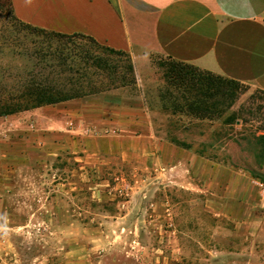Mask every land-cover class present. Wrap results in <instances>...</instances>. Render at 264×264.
<instances>
[{
	"label": "rangeland",
	"instance_id": "1",
	"mask_svg": "<svg viewBox=\"0 0 264 264\" xmlns=\"http://www.w3.org/2000/svg\"><path fill=\"white\" fill-rule=\"evenodd\" d=\"M84 54L106 58L118 76L88 67ZM161 61L167 59L153 58L157 79L149 85L141 88L136 79L119 87L127 56L110 55L85 38L66 40L27 28L15 20L10 2L0 0V97L16 96L31 83L69 90L70 78L87 75L102 80L105 90L86 97L120 90L107 99L121 103L142 96L163 143L149 154L141 130H127L131 118L122 117L107 130L50 129L67 134L65 146L55 140L48 144L52 153L41 159L22 156L15 143L3 144L0 264H264V154L255 140L264 134V95L251 86L227 112L244 119L241 125L196 120L175 111L178 92L166 83ZM49 106L40 107V118L57 115V107ZM123 139L132 154L99 151ZM204 150V156L197 153ZM211 164L241 174L210 176ZM238 188L247 190L243 203L231 197L237 198ZM207 190L220 213L208 206Z\"/></svg>",
	"mask_w": 264,
	"mask_h": 264
},
{
	"label": "crops",
	"instance_id": "2",
	"mask_svg": "<svg viewBox=\"0 0 264 264\" xmlns=\"http://www.w3.org/2000/svg\"><path fill=\"white\" fill-rule=\"evenodd\" d=\"M8 1L13 16L23 24L64 35H85L101 45L127 52L141 88L157 79L153 58H172L264 91V0ZM115 93L120 94V90L56 104V116L40 118L42 108H36L1 117L0 149L3 144L15 143L21 147L22 156L41 159L52 153L48 144H54L55 140L57 145L65 146L67 134L50 132V129L57 126L56 129L79 133L80 128L99 125L107 130L125 117L131 118L133 124L129 127L126 121L125 128L141 130L138 137L147 140L149 154L153 153V145L163 143L153 133L151 111L146 108L144 98L113 103L107 95ZM67 111L73 115L69 117ZM29 118L33 121H26ZM68 124L72 125L71 129ZM43 127H47L46 130ZM14 134L19 137L16 139ZM126 146L123 139L116 147L109 150L99 147V151L132 154ZM3 153L5 151L0 157ZM183 153L196 157L188 150ZM200 160L195 159L196 165ZM215 173L241 174L224 165L207 166L206 174ZM238 189L237 198L231 197L243 203L247 190ZM207 192L208 206L214 213H220L213 206L214 192ZM228 195V192L222 195L223 203Z\"/></svg>",
	"mask_w": 264,
	"mask_h": 264
},
{
	"label": "trees",
	"instance_id": "3",
	"mask_svg": "<svg viewBox=\"0 0 264 264\" xmlns=\"http://www.w3.org/2000/svg\"><path fill=\"white\" fill-rule=\"evenodd\" d=\"M15 20L19 22L16 18ZM23 25L27 28L33 29L34 31L51 34L61 39L72 40L75 37L85 38L91 43V45L104 50L110 55L127 56L128 64L125 66L126 73L119 77L121 81L119 87L136 84V76L132 59L127 52L115 50L101 45L93 38L85 35H64L34 28L26 24ZM85 53L87 54L88 52ZM86 54H84L83 57ZM66 58L68 60V56ZM83 59L86 60L85 65H88L89 67V64H93L96 69L103 72V75L107 73L106 71L110 72V70H114L112 74L107 75L111 78L118 76V67L111 68L106 58L96 56H91L89 58L85 56ZM67 60H65L64 63H66ZM73 61V63H79L74 59ZM159 67L165 69L164 78L166 83L178 92L177 96L174 97L176 100L175 102L179 103L177 104L175 111L181 112L185 110L188 113L195 114L196 120L200 121L202 119H208L209 121L222 120L224 124L229 126L241 125L242 122H246L244 119L239 118L238 114H227V112H229V110L235 105V103L246 90L251 89V86L237 80L225 79L211 72L201 71L194 66L175 61L172 58H167V61L165 62H159ZM73 70H76L75 66L69 68V71ZM128 78L131 80L129 81ZM67 85L70 87L69 90L58 89L55 86H45L39 85L38 83H31L30 86L25 88L20 94L16 96H1L0 118L43 106L56 105L59 103L80 99L91 94L103 92L105 90L104 87H102L104 86V82L102 80L97 79V82H95L87 75H82L80 78H76L75 80L74 78H70L67 82ZM113 87L116 88L117 86L114 85ZM255 91L264 95V91L261 89L256 88ZM170 97L172 98V94H170ZM262 109V107L258 108L259 111ZM226 137L227 136H224V138ZM255 140L257 141L256 143L259 144L260 150L264 154V134L256 135ZM173 142L178 143L176 141ZM181 145L186 149L191 148V146L187 144ZM205 152V150L203 152L197 151V153L201 154L202 156H204Z\"/></svg>",
	"mask_w": 264,
	"mask_h": 264
}]
</instances>
